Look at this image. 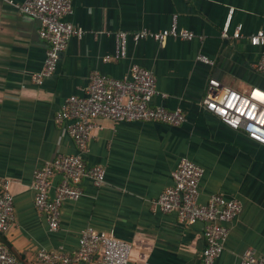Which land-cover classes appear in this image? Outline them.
I'll list each match as a JSON object with an SVG mask.
<instances>
[{
	"label": "crops",
	"instance_id": "obj_1",
	"mask_svg": "<svg viewBox=\"0 0 264 264\" xmlns=\"http://www.w3.org/2000/svg\"><path fill=\"white\" fill-rule=\"evenodd\" d=\"M22 1L0 0V178L10 181L14 202L13 223L1 237L16 257L36 264L40 248L71 253L81 230L91 226L131 245L128 264H202V222L182 224L154 204L182 157L204 170L199 203L214 193L241 203L238 215L226 223L228 234L214 264H239L248 248L260 255L264 146L224 125L201 98L211 77L240 92L264 88V73L254 68L264 46L248 40L264 26V0H72L66 20L82 35L69 38L56 69L41 84L32 75L43 66L47 43L39 22L14 5ZM174 15L179 28L193 32L191 39L168 37L160 43L128 37L123 58L104 59L113 56L118 31L159 30ZM237 24L241 36L234 38ZM132 64L155 76L157 93L150 104L178 108L185 121L174 126L97 118L86 149L79 151L68 122L55 121L64 99L85 95L93 72L123 78ZM58 153H79L86 165H102L105 174L100 185L81 180V196L63 201L59 227L49 230L34 205L33 172ZM60 179L59 174L51 178V194Z\"/></svg>",
	"mask_w": 264,
	"mask_h": 264
},
{
	"label": "built area",
	"instance_id": "obj_2",
	"mask_svg": "<svg viewBox=\"0 0 264 264\" xmlns=\"http://www.w3.org/2000/svg\"><path fill=\"white\" fill-rule=\"evenodd\" d=\"M11 2V1H10ZM26 16L39 22V35L46 41L43 66L32 75V81L41 84L56 69L60 54L64 51L71 36H81L82 30L66 20L72 12V0H23L14 4ZM232 8L222 29L226 36ZM242 25L237 24L232 37L241 36ZM193 32L179 28L174 15L168 27L159 30L141 29L128 34L118 31L115 34L113 56L105 60L120 59L126 55L127 39L134 42L152 39L164 42L168 37L189 40ZM252 46H264V26L249 35ZM200 61L212 64L204 55ZM256 71L264 73V51L255 63ZM156 90L153 72L138 64H132L129 73L123 78H115L100 72L90 76L86 94L69 95L55 116L56 122H68V132L79 151L87 147L91 131L97 118L114 122H162L179 125L185 121L180 109H167L152 106L150 100ZM257 93V95H253ZM201 105L215 115L227 127L242 131L245 136L264 146V88L251 87L240 92L222 84L216 78H209L201 98ZM213 105L215 107H213ZM225 109L221 112L220 109ZM203 168L187 157H182L171 171V184L157 196L154 204L164 213H174L179 222L190 225L203 224L204 246L201 252L202 264H214L223 248L228 234L227 224L241 210V203L222 194H211L204 204L198 202L199 181ZM59 174V184L51 194V178ZM105 170L102 165H86L79 153L56 154L53 159L36 168L33 172L32 188L34 205L44 214L48 229L56 230L60 223V207L64 200L78 199L81 194L80 182L88 178L96 185L104 182ZM10 181L0 178V233H6L14 220L13 194ZM131 245L105 231L91 226L81 230L79 244L75 251H52L40 248L36 251V264H128ZM0 264H25L10 248L0 241ZM239 264H264V251L256 255L251 248L246 249Z\"/></svg>",
	"mask_w": 264,
	"mask_h": 264
},
{
	"label": "trees",
	"instance_id": "obj_3",
	"mask_svg": "<svg viewBox=\"0 0 264 264\" xmlns=\"http://www.w3.org/2000/svg\"><path fill=\"white\" fill-rule=\"evenodd\" d=\"M2 234H3V233H0V241L3 242L2 237H1ZM10 250H11V248H10ZM11 251H12V253L15 255V252H14L13 250H11ZM15 256H16V255H15Z\"/></svg>",
	"mask_w": 264,
	"mask_h": 264
},
{
	"label": "snow or ice",
	"instance_id": "obj_4",
	"mask_svg": "<svg viewBox=\"0 0 264 264\" xmlns=\"http://www.w3.org/2000/svg\"><path fill=\"white\" fill-rule=\"evenodd\" d=\"M253 95H257V93H253ZM213 107H215V106L213 105ZM220 111H221V112H224L225 109L221 108Z\"/></svg>",
	"mask_w": 264,
	"mask_h": 264
}]
</instances>
